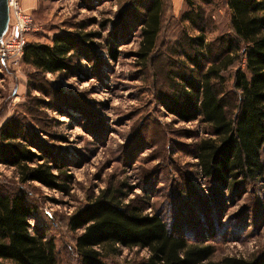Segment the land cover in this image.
I'll use <instances>...</instances> for the list:
<instances>
[{
	"label": "rangeland",
	"instance_id": "1",
	"mask_svg": "<svg viewBox=\"0 0 264 264\" xmlns=\"http://www.w3.org/2000/svg\"><path fill=\"white\" fill-rule=\"evenodd\" d=\"M133 1L30 0L28 6H21L32 19L26 42L51 43L53 35L61 31L82 37L95 33L84 37L86 44L82 53L73 56L70 72H47L40 80L22 60L0 61V122L21 110L18 106L27 100L28 84L34 83L30 96L51 100V105L39 107L34 117L35 124L43 125L39 133L42 143L72 176L67 194L37 182L21 186L38 206L29 222L47 227L56 244L58 264H79L74 255L75 234L68 230L66 217L89 198L108 186L125 183L134 187L126 201L144 198L149 192L152 209H160L174 202L180 184L192 191L190 201L205 199L204 227L209 221L216 236L206 229L199 237L214 246V261L227 255L258 257L264 252V183L245 182L231 190L220 189L221 197L218 192L216 195L191 155V144L208 136L204 125L178 121L160 103L171 76L185 71L179 40L198 34L181 18L185 0H162L157 36L141 35L135 26L120 30L119 13ZM208 1L194 0L208 18L206 41L231 32L225 0ZM114 28L120 37L112 59L108 32ZM233 71L230 67L224 72L228 85ZM0 182L10 188L17 186L15 169L0 164ZM180 206L185 207L182 198ZM104 251L109 264H144L149 254L147 249L119 245L106 246Z\"/></svg>",
	"mask_w": 264,
	"mask_h": 264
},
{
	"label": "trees",
	"instance_id": "2",
	"mask_svg": "<svg viewBox=\"0 0 264 264\" xmlns=\"http://www.w3.org/2000/svg\"><path fill=\"white\" fill-rule=\"evenodd\" d=\"M225 4L231 32L206 41L204 9L185 0L181 18L198 34L179 40L185 71L171 76L169 90L160 98L178 121L204 125L208 136L191 144V155L219 197L220 189L255 180L264 183V0H225ZM162 13V0H134L119 13L120 30L135 26L141 35L157 36ZM93 34L82 37L61 31L51 43L26 42L22 61L34 69L35 79L42 80L47 72H70L73 56L82 53L86 44L84 37ZM108 36V53L115 59L120 36L115 28ZM148 60L149 54L143 65ZM230 67L234 71L228 85L224 72ZM28 85L36 87L32 82ZM29 88L26 102L18 106L21 110L0 122V164L14 168L18 179L14 188L0 182V264H58L47 227L29 222L38 206L21 186L37 182L67 194L72 181L42 143L43 125L34 122L39 107H49L51 100L30 96ZM133 190L125 183L108 186L66 217L68 230L75 234L79 264H109L104 250L116 245L147 249L144 264H264V252L253 259L227 255L214 261V246L200 238L206 229L216 236L209 221L204 227L205 199L190 201L192 191L185 185L179 184L174 202L160 209H152L149 192L126 201ZM181 198L182 208L178 207Z\"/></svg>",
	"mask_w": 264,
	"mask_h": 264
},
{
	"label": "built area",
	"instance_id": "3",
	"mask_svg": "<svg viewBox=\"0 0 264 264\" xmlns=\"http://www.w3.org/2000/svg\"><path fill=\"white\" fill-rule=\"evenodd\" d=\"M21 0H6L8 24L0 37V61L15 63L22 60L26 43L25 33L32 19L20 5Z\"/></svg>",
	"mask_w": 264,
	"mask_h": 264
},
{
	"label": "water",
	"instance_id": "4",
	"mask_svg": "<svg viewBox=\"0 0 264 264\" xmlns=\"http://www.w3.org/2000/svg\"><path fill=\"white\" fill-rule=\"evenodd\" d=\"M8 20L6 0H0V37L6 29Z\"/></svg>",
	"mask_w": 264,
	"mask_h": 264
},
{
	"label": "crops",
	"instance_id": "5",
	"mask_svg": "<svg viewBox=\"0 0 264 264\" xmlns=\"http://www.w3.org/2000/svg\"><path fill=\"white\" fill-rule=\"evenodd\" d=\"M30 0H21V6L24 8L29 5Z\"/></svg>",
	"mask_w": 264,
	"mask_h": 264
}]
</instances>
